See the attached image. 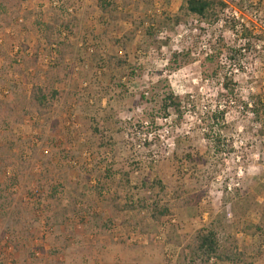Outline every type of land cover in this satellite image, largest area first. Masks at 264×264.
Listing matches in <instances>:
<instances>
[{
  "label": "rangeland",
  "instance_id": "rangeland-1",
  "mask_svg": "<svg viewBox=\"0 0 264 264\" xmlns=\"http://www.w3.org/2000/svg\"><path fill=\"white\" fill-rule=\"evenodd\" d=\"M227 1L228 21L214 25L175 27L184 0H117L115 19L99 0H28L9 26L0 20V101L16 107L0 125V264H181V248L213 222L221 245L245 254L238 264H264V0ZM235 26L252 31L254 49L230 54L248 43ZM129 33L133 43H117ZM188 50L189 63L174 64ZM219 63L241 101L215 150L206 125L221 103ZM36 77L59 92L45 117L28 105ZM166 84L183 99L180 125L161 118ZM155 178L168 201L182 195L159 223L125 210ZM252 224L263 231L251 236Z\"/></svg>",
  "mask_w": 264,
  "mask_h": 264
},
{
  "label": "trees",
  "instance_id": "trees-1",
  "mask_svg": "<svg viewBox=\"0 0 264 264\" xmlns=\"http://www.w3.org/2000/svg\"><path fill=\"white\" fill-rule=\"evenodd\" d=\"M28 0H0V20L5 23L6 26H9L12 22L11 16H16V13L21 8L24 2ZM228 1L227 0H184V4L180 7L179 13L171 20L172 24L175 27L185 25L189 22V20H195L198 23L202 24H217L221 16L226 18L225 12L228 9ZM117 0H99L98 6L101 12L107 14L112 19H115L113 8L117 5ZM11 9H13V13H11ZM12 14V15H9ZM46 32L49 35H45L48 42L53 45L54 43L51 40L52 32L55 30V26H46ZM236 26L233 27V34L239 39H247V45H244L243 49L240 47L238 50H229L231 53L241 54V51H249L251 48H255L256 45L253 44L251 46L250 40H248V34L250 36L254 35L252 31L249 29L241 27L242 29L239 31V34L236 32ZM135 33L127 34L123 40L117 41V43L123 44L126 47L128 44L133 43L135 40ZM256 38V37H255ZM257 42H264V32H261L257 35ZM257 44V43H256ZM215 48V47H214ZM221 48H218V51L210 52L208 57L206 58L207 62L214 63L217 59V55H222ZM191 51L188 50L187 53H180L173 55V62L177 64L179 59L180 65L188 64L190 61ZM216 54V56H215ZM230 60H234L232 55L229 57ZM116 64L120 67L126 65L127 63L124 61L118 60ZM28 67L30 66L27 64ZM36 65V59L33 61V66ZM224 67L222 64H218L217 68L213 72V76L221 81V93L220 99L221 103L217 110H215L210 116V123L206 125L209 128L215 129L214 136L209 139L212 142V147L215 150H220L223 145L222 139V131L226 128V116L228 113V109L234 104H238L240 100V96L237 92V83L234 80V77L230 73L228 75L224 72ZM59 98V92L52 85H48L45 82H42L39 78H35L31 85V93L28 98V105L32 110L38 113L40 117L47 116L55 106V102ZM183 99L177 97L173 92L171 86L166 84L164 86V90L160 97V113L163 114L161 117L163 121H166L168 118L170 119L174 116L176 119L177 125L182 124L183 119L186 116V108L183 106ZM222 104V105H221ZM253 104V103H252ZM250 106V105H249ZM16 111V107L5 104L0 101V125L3 122V119L8 116H13ZM158 116L154 118H150V124L152 126L156 125V119ZM214 126V127H212ZM94 131L99 134L98 128H94ZM211 131V130H210ZM212 132V131H211ZM175 145L180 146L181 141L176 139L174 141ZM186 159L191 158L190 155L185 157ZM127 183H129L127 181ZM141 192L147 191L150 193L148 199L141 198L138 199L137 205H135L134 197L130 195L128 197L129 205H126V209L147 211L151 220L155 223L162 222L165 219H169L174 217V210L178 204L175 202L181 199V194L176 192V198L174 201L170 202L167 200L168 192L165 185L160 181V179L155 178L152 181H145L141 185ZM138 190V188L134 189ZM190 204L189 200H185L181 203L180 206H188ZM115 209H119L116 207ZM123 208H121L122 210ZM19 224V221L18 223ZM218 223L213 222L209 226L199 229L192 236L191 241L185 247H182L179 253V260L181 264H212L213 261L223 263V264H238L243 262L245 254L239 250L237 245H232L229 248L223 247L219 241L218 235ZM263 231L262 227L258 225H249L247 229V233L251 236H256L258 233ZM252 232V233H251Z\"/></svg>",
  "mask_w": 264,
  "mask_h": 264
},
{
  "label": "crops",
  "instance_id": "crops-1",
  "mask_svg": "<svg viewBox=\"0 0 264 264\" xmlns=\"http://www.w3.org/2000/svg\"><path fill=\"white\" fill-rule=\"evenodd\" d=\"M102 264V263H101ZM104 264V263H103Z\"/></svg>",
  "mask_w": 264,
  "mask_h": 264
}]
</instances>
